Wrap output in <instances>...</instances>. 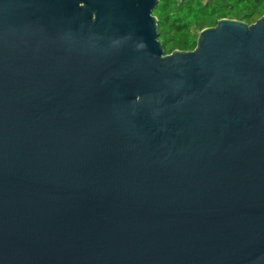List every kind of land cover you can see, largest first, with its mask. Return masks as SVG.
<instances>
[{
  "label": "water",
  "instance_id": "95a60500",
  "mask_svg": "<svg viewBox=\"0 0 264 264\" xmlns=\"http://www.w3.org/2000/svg\"><path fill=\"white\" fill-rule=\"evenodd\" d=\"M157 3L0 0V264H264V13Z\"/></svg>",
  "mask_w": 264,
  "mask_h": 264
},
{
  "label": "trees",
  "instance_id": "16d2710c",
  "mask_svg": "<svg viewBox=\"0 0 264 264\" xmlns=\"http://www.w3.org/2000/svg\"><path fill=\"white\" fill-rule=\"evenodd\" d=\"M263 13L264 0H158L152 11L165 54L192 50L199 31L221 18L251 24Z\"/></svg>",
  "mask_w": 264,
  "mask_h": 264
}]
</instances>
